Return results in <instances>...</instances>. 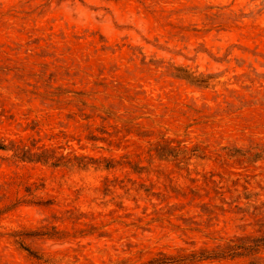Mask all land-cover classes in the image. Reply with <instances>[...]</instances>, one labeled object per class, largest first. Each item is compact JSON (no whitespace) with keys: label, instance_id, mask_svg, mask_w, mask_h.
I'll use <instances>...</instances> for the list:
<instances>
[{"label":"rangeland","instance_id":"1","mask_svg":"<svg viewBox=\"0 0 264 264\" xmlns=\"http://www.w3.org/2000/svg\"><path fill=\"white\" fill-rule=\"evenodd\" d=\"M249 195L264 0H0V264H252Z\"/></svg>","mask_w":264,"mask_h":264},{"label":"trees","instance_id":"2","mask_svg":"<svg viewBox=\"0 0 264 264\" xmlns=\"http://www.w3.org/2000/svg\"><path fill=\"white\" fill-rule=\"evenodd\" d=\"M190 79V78H187ZM193 83H196L195 79H192ZM258 197V195H255ZM247 203L245 207L238 206L239 213L244 216L255 215L261 216L259 221L264 219V203H260L257 200H252L251 196L246 197ZM178 228L182 231H192L193 228ZM261 232V231H259ZM264 253V232L260 236H246L237 240H230L223 250L220 251H203L201 253H193L190 256V261H206L215 259H236V258H248L252 264H257L263 260L262 254ZM184 260H172L174 262H183ZM165 263V262H163Z\"/></svg>","mask_w":264,"mask_h":264}]
</instances>
